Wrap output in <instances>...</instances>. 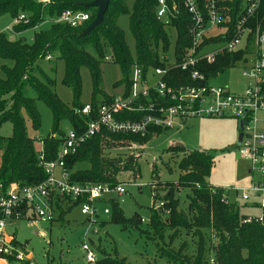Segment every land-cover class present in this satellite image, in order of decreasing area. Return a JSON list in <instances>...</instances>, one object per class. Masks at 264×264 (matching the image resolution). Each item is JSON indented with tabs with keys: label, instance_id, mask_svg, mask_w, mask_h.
Here are the masks:
<instances>
[{
	"label": "trees",
	"instance_id": "1",
	"mask_svg": "<svg viewBox=\"0 0 264 264\" xmlns=\"http://www.w3.org/2000/svg\"><path fill=\"white\" fill-rule=\"evenodd\" d=\"M91 1L93 0H49L48 2L0 0V16L9 13L15 18L20 12L29 14L28 23L13 26L15 33L39 26L44 21L54 20L65 9L90 14L89 20L77 27L63 23H50V28L41 29L35 34L32 44L23 39H11L4 32L0 33V57L13 62L11 67L4 68L6 76L0 77V125L9 120L14 126L12 136L0 135V150L2 151L0 196L6 194L13 182L27 186L38 184L46 178L39 164V149L35 147L34 140L28 136L22 116V111L25 110L34 127L40 126V113L36 102L23 92L26 82L36 90L38 97L47 104L54 117L52 132L42 139L45 159L50 161L56 159L63 134L60 124L66 120L70 125L77 127L79 124L85 125L88 121V118H81L74 112L75 108H81L86 104L80 100L82 66H86L91 75L92 97L88 103L93 108L91 115L93 117L96 108L101 103L109 102L113 98V95H109L102 88L101 65L108 60V57L119 66L122 72V77L115 82V86L125 83L128 87L132 67L136 62L144 68L164 65L159 60L160 50L162 48L168 51L171 48V37L166 26L174 27L177 32L174 41L177 60H181L184 49L191 43L188 30L192 18L182 6L181 0H168L169 3L176 1L179 10L178 16L171 19L168 25L167 22L157 18L158 0H110L103 20L98 25L89 28L97 13L96 7L87 5ZM199 1L203 5L204 0ZM240 1L224 2V5L232 9L229 12L230 28L236 22ZM124 15L129 17V29L134 41L133 49L128 42L126 32L119 24L120 17ZM255 18L251 21L252 25L257 19L264 24V0ZM251 51L252 46L249 44L245 49L225 53L211 63H203L201 70L208 78H213L234 67L239 61L245 60L246 54ZM52 52H58V58L64 62L65 72L62 82L73 92L74 101L71 107L32 74L35 61L39 58L46 59ZM162 131L161 128H152L145 136H140L102 130L84 142L76 153L66 159V166L71 171V181L114 185L119 182L117 175L122 170L132 171L137 176L138 158L131 155L128 157L108 156L107 151L117 146L127 147L132 142L144 143ZM171 150L186 151L180 145H172ZM79 163H86L88 166L75 169ZM212 163V155L206 150L188 151L184 157L181 163L184 172L180 177L178 187L190 191L187 196V210H179L180 202L174 196L176 189L174 184L153 183V192L160 184L165 185L163 188L165 204L164 208L159 211L151 210V229L160 236L166 227L172 228L175 235H178L181 229H186L196 235L198 237L197 254L192 264H264V209L262 222L241 223L242 215L230 207L224 196V189L211 185L206 179L211 171ZM155 171L157 169L154 167V173ZM154 177L157 178V175L154 174ZM155 197L157 198V195ZM80 201H71L68 198L58 199L56 206L62 216ZM108 202L111 204L114 221L121 222L124 227L138 226L143 223L138 217L126 218L115 200ZM66 205H70L67 210L64 209ZM167 211L169 212L168 218L162 220V214ZM213 236L217 240L216 246L213 245ZM209 242L212 245L211 249L207 246ZM158 251L175 264H187L185 260L187 256L181 249L175 252L158 245ZM108 263L109 259L105 258L103 264ZM113 264L127 263L124 258H119L114 260Z\"/></svg>",
	"mask_w": 264,
	"mask_h": 264
},
{
	"label": "built area",
	"instance_id": "2",
	"mask_svg": "<svg viewBox=\"0 0 264 264\" xmlns=\"http://www.w3.org/2000/svg\"><path fill=\"white\" fill-rule=\"evenodd\" d=\"M225 1L233 0H204L203 5L199 0H181L182 6L192 18L188 30L191 43L184 49L181 60L176 59L174 47L168 51L161 48L159 60L164 65L144 68L136 62L132 67L129 86L125 85L118 95H113L111 101L101 103L93 117L90 103L75 108L74 112L81 118H88V121L77 127L70 125L67 131H63L56 159H45L44 143L40 139L38 158L46 178L38 184L27 186L13 182L6 194L0 196V261L3 264H24L30 257L29 252L16 246L15 237L6 230V225L12 224L13 220L51 222L54 220L55 210H58L56 201L68 198L71 201L81 200L78 203L81 213L88 216L93 224L98 220V203L110 201L112 193H126V182L119 181L110 185L78 183L70 179L71 171L66 166V159L102 130L145 136L152 128H171L176 119L235 117L239 125L243 120V136L238 148L240 154L250 161L248 173L252 177H259L257 181H252L249 189L259 200L254 205L261 208V213L258 216L242 215L240 220L241 223L263 221L264 24L259 19L254 25L251 24L259 13L262 0H241L232 28L229 26V12L232 9L224 5ZM178 14L176 1L169 3L168 0H158V19L168 25ZM89 18V13L65 9L58 18L43 23H63L77 27ZM28 22L29 14L20 12L15 17L13 26ZM7 29L13 31V27ZM174 31L177 37L175 28ZM249 44L252 51L243 60L248 63L243 71V76L248 80L243 94L211 85L212 77L208 78L201 70L202 64L211 63L225 53L245 49ZM49 59L50 56L46 57V60ZM224 196L227 198L225 189ZM238 196L244 201L250 198L244 190ZM163 205L164 202L159 200L154 208ZM104 212L109 213V209L105 208ZM141 220L144 222V219ZM97 230L96 227L89 229L92 233ZM88 240L90 239L84 237L82 248L87 261L94 263L96 258Z\"/></svg>",
	"mask_w": 264,
	"mask_h": 264
},
{
	"label": "rangeland",
	"instance_id": "3",
	"mask_svg": "<svg viewBox=\"0 0 264 264\" xmlns=\"http://www.w3.org/2000/svg\"><path fill=\"white\" fill-rule=\"evenodd\" d=\"M13 16L9 13L0 16V32H4L11 39H23L32 44L35 34L41 29L50 28V23L45 22L34 28H29L15 33L7 28L13 27ZM119 24L126 32L128 42L133 49L134 41L129 29V17L121 16ZM171 37V49L174 47L176 33L174 28L166 26ZM13 62L0 57V77H5L6 67H11ZM248 63L239 61L234 67L227 69L210 80L213 86L227 88L230 92L243 94L248 80L243 76V71ZM102 88L109 95H118L125 83L115 86V82L121 79L122 72L119 66L110 59L103 62ZM65 65L63 60L58 58V52H52L50 59L39 58L32 67V74L38 81L47 85L64 103L70 107L73 104L74 96L71 88L64 85ZM82 80V92L80 100L88 103L92 97V81L90 71L86 66L80 70ZM24 94L34 99L40 113V126L35 128L29 114L23 110L22 116L25 122L27 134L34 140L35 147L39 149L40 139L46 138L54 125V117L47 104L38 97L36 90L30 83L26 82L23 87ZM62 131L70 127L68 121L60 124ZM14 126L11 121H5L0 125V135L12 136ZM239 135V123L235 117H196L186 120L176 119L171 128L163 129L157 135L144 143L132 142L127 147H119L107 151L108 156L128 155L138 158L139 172L137 176L132 171L122 170L118 173L119 181L126 182V193L118 195L112 193L111 200H115L126 218L144 219L138 226L130 225L124 227L121 222L112 219L110 202L97 204L98 220L93 223L88 216L81 213L79 205L73 206L70 211L61 216L60 211L55 210L54 220L51 222H35L28 219H15L13 223L6 225L9 234L15 237V244L19 248L30 253L24 264H103L105 258L109 259L108 264L119 258H124L127 264H175L162 256L158 251V245L166 247L171 251L182 250L186 254L187 264H192L196 257V241L198 237L186 229H181L178 235L174 234L172 228L166 227L160 236L150 227L151 210L160 200L164 202V184H160L154 190V182H168L175 185V197L179 199V210H187L188 189L178 187L180 177L184 170L181 163L188 152L205 149L212 155V168L206 176L207 181L216 187L225 189L228 204L240 215L258 216L261 208L254 203L259 200L250 191L252 181L259 177H252L248 173L250 161L244 158L237 145ZM172 145H180L186 151H172ZM2 151L0 150V164ZM86 163H79L77 168L87 167ZM154 167L157 169L154 173ZM190 169V168H189ZM157 175V178L154 177ZM236 189H240L236 191ZM245 191L249 200L244 201L238 195ZM157 195V198L154 196ZM159 205V204H158ZM159 207V206H158ZM157 207V211L164 208V205ZM109 209L105 213L104 209ZM169 212L162 214V220L168 218ZM163 222V221H162ZM96 227V233L89 229ZM88 234L85 235V232ZM84 237L89 238L88 244L92 245V251L96 262L89 263L86 253L82 248ZM205 237L207 238L206 234ZM213 238V245L217 240ZM93 244H92V243ZM212 243V241H211ZM209 242L208 248L212 245ZM206 246V245H205ZM215 249V248H214ZM181 253V252H180ZM207 254V253H206ZM208 256V254H207ZM212 258V256H210ZM209 258V259H211Z\"/></svg>",
	"mask_w": 264,
	"mask_h": 264
},
{
	"label": "water",
	"instance_id": "4",
	"mask_svg": "<svg viewBox=\"0 0 264 264\" xmlns=\"http://www.w3.org/2000/svg\"><path fill=\"white\" fill-rule=\"evenodd\" d=\"M109 3H110V0H93L87 3V5L94 6L97 8L96 16L93 22L89 25V28L98 25L103 20ZM242 129H243V120L240 121V125H239V135H238L237 145H239L242 140V136H243L241 132Z\"/></svg>",
	"mask_w": 264,
	"mask_h": 264
},
{
	"label": "crops",
	"instance_id": "5",
	"mask_svg": "<svg viewBox=\"0 0 264 264\" xmlns=\"http://www.w3.org/2000/svg\"><path fill=\"white\" fill-rule=\"evenodd\" d=\"M203 150H205V149H199L198 151H203ZM186 152H188V151H186ZM69 206H70V205H66V206L64 207V209L67 210ZM29 255H30V253H29ZM0 262L3 264V261H0Z\"/></svg>",
	"mask_w": 264,
	"mask_h": 264
}]
</instances>
